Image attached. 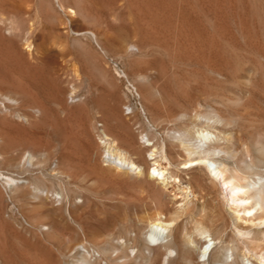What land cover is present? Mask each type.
<instances>
[{
	"label": "rangeland",
	"instance_id": "1",
	"mask_svg": "<svg viewBox=\"0 0 264 264\" xmlns=\"http://www.w3.org/2000/svg\"><path fill=\"white\" fill-rule=\"evenodd\" d=\"M0 29V173L21 181L0 179V264H161L170 250L167 264H192L146 237L159 218L169 238L195 240L194 259L203 225L221 239L213 262L259 264L236 233L264 226L241 219L204 168L145 152L147 171L130 148L153 138L211 152L200 128L245 123L236 79L264 110V0H0ZM259 123L245 139L264 137ZM106 141L138 167L110 162Z\"/></svg>",
	"mask_w": 264,
	"mask_h": 264
},
{
	"label": "bare ground",
	"instance_id": "2",
	"mask_svg": "<svg viewBox=\"0 0 264 264\" xmlns=\"http://www.w3.org/2000/svg\"><path fill=\"white\" fill-rule=\"evenodd\" d=\"M189 61H190V58H189ZM246 79L248 80V78ZM240 80L236 79V82H238V85L240 86V91L239 92L236 91L238 92V94L235 93L236 99H237L236 104H233L231 107H232L233 114L234 115L236 114L242 117L245 123L241 124L237 129H232V128L227 129L226 132L219 131L218 135L212 134L210 132V128H203V129L200 128L196 137L201 142L205 140H211L213 142V146H211V150H210L211 152H208V151L203 152V153L201 152L198 155L192 156L191 155L192 151L190 152V150L187 151L186 153L183 152L184 148L181 149V146H180L181 141L179 140H178L179 141V144H178L174 142L165 141L164 139L165 142H163V144H160L159 142H156L157 139L155 141L153 138L147 139V142H146L147 144H145L144 146L139 145L138 143V145L130 149H132V152L136 154V156L139 159L138 161H141L139 163L142 164L141 166H143V169L147 171H149L150 165L148 163L149 158H147L144 155L145 152L146 153L148 152L149 155H151V159H155L156 157H164L168 159L169 163L173 162L172 157L174 158V155L180 156V157L182 156L184 160L188 161L186 163H195L197 168L199 169L204 168L207 174L209 175V177H211V180L220 184L222 197L224 198V200L226 199L225 203L228 204L229 207L241 219L245 218L246 220H251L254 222V223L252 222L253 224L260 227V226H264V180H263L264 179V169L259 167V166H264V137L257 139V140H251V139L249 140V139L244 138V134L251 133V129L257 127L258 122H260L259 124L264 123V110L260 108L259 106H256L257 104L256 105L251 104L250 100H253V92H252V89L250 88V84L247 82V80L246 81H243V80L240 81ZM222 85L223 84H220V86ZM227 90L229 89L227 88ZM238 117L236 116V118ZM261 127H263V124L261 125ZM257 130L259 131V129ZM196 131H197V128H196ZM109 141H106L105 143L108 145L107 147L109 148L106 151L108 152L106 157L108 160H110V162H113L115 163L116 166H121L129 171L133 170L135 167H138L136 163L133 161L134 159L131 160L128 157L127 155L128 153H126L125 151H120L119 149H115L113 148L114 146L110 148L112 144ZM158 145H160V148L156 149L155 147H157ZM247 156H251V159L249 161L247 160ZM183 159L182 160L180 159V160L183 161ZM162 172H163L162 170L156 167H152V170L150 171L151 179L154 180L156 179V177L158 178L162 174ZM178 172L174 171V169L173 170L170 169L169 173L170 175H173V176L180 175ZM0 179L8 187L14 183L21 182L18 180L15 181L14 179H12V177L4 176L1 173H0ZM197 179L198 178L196 177V175H192L189 178L188 182H192V181L195 182ZM169 224L171 223L165 220L163 221V219L160 220V218L151 221L149 224V228L147 230L146 237L154 241V243L160 242L162 244L164 242H174L176 245H178L179 251H181V253H183L185 256L190 257V261L189 260L188 261L191 262L192 264H236L238 263L237 262L239 261L237 260L238 255H236L234 259H232L231 261L227 260V256L226 258L224 257L225 260L223 259L220 261L219 260L214 261V262L212 261L213 254L216 251V250L214 251V248L216 247L217 243L220 242L221 239H218L217 241L212 240V237H210V233L208 232V229H206L203 225H199L197 227V230L199 234L202 235V237L207 238V239H205L204 243L201 244L200 246L199 258L194 259L191 253L192 250L190 246L188 245V243L193 242V241L195 242V240L192 238H187L186 236H184L185 235L184 233H183L184 235L179 234L180 231L178 234L172 233L171 238H169L167 235ZM238 226H239L237 228L238 233H236V236H237V241L241 245L237 244L238 242L236 244H237V247L238 245L241 247L237 249H242L243 247H246L250 251L251 255L256 258L259 264H264V236L263 234L262 235H260L259 233L257 234L256 231H251L252 229L248 230V227L245 225L239 224ZM217 229L216 230H217L218 237L219 236L223 237V235H225L224 231L219 229V227ZM260 231L263 233L262 229ZM250 234L252 235L249 236V239H248V237L246 236ZM224 239H227V238L224 237ZM170 255H174L171 252V250L168 251V253L166 252V255L162 258L161 264H167L169 261Z\"/></svg>",
	"mask_w": 264,
	"mask_h": 264
},
{
	"label": "built area",
	"instance_id": "3",
	"mask_svg": "<svg viewBox=\"0 0 264 264\" xmlns=\"http://www.w3.org/2000/svg\"><path fill=\"white\" fill-rule=\"evenodd\" d=\"M125 110H128L129 108L127 106H124ZM82 251H84L86 254H91V255H97V251L95 250V248H93L92 246L86 244V245H82Z\"/></svg>",
	"mask_w": 264,
	"mask_h": 264
}]
</instances>
